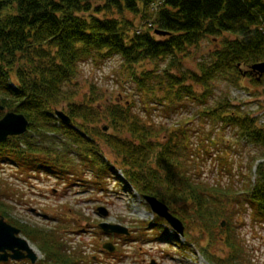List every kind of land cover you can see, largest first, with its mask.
<instances>
[{"label": "trees", "instance_id": "obj_1", "mask_svg": "<svg viewBox=\"0 0 264 264\" xmlns=\"http://www.w3.org/2000/svg\"><path fill=\"white\" fill-rule=\"evenodd\" d=\"M128 12L145 27L137 28ZM214 36L219 39L208 59L199 61L196 71L183 68L181 59ZM114 57L121 59L127 79L142 93L144 110H134L136 102L123 101V94L109 102L106 91H98L95 84L83 90L82 64ZM259 63H264V0H0V105L30 122L29 133L0 143V170L11 167L24 176L82 181L83 174L66 167L61 157L69 148L94 176H111L118 165L127 187L142 197L158 198L175 215L181 216L172 206L181 204L180 211H191L197 223L217 220L232 212L228 207L238 194L253 217L264 222L263 162L244 194L217 183L207 189L194 169L200 157L189 130L181 123L174 128L156 123L149 114L153 101H164L166 108L173 105L168 112H177L179 102L192 101L216 131H229L236 138L226 143L227 150L241 144L264 155L261 113L248 112V103L235 104L229 91L241 88L247 77L264 83V76L251 74ZM219 83L227 91H219ZM59 107L72 125L55 117ZM98 113L118 134L91 137ZM103 147L112 150L113 159ZM43 245L48 261L68 264L67 258L57 256L55 245L46 240Z\"/></svg>", "mask_w": 264, "mask_h": 264}, {"label": "rangeland", "instance_id": "obj_2", "mask_svg": "<svg viewBox=\"0 0 264 264\" xmlns=\"http://www.w3.org/2000/svg\"><path fill=\"white\" fill-rule=\"evenodd\" d=\"M127 14L137 28L145 27V22L136 20L132 13ZM218 39L217 36L207 38L199 50L192 49V56L181 59L183 68L196 71L197 63L208 59ZM172 71L177 72L178 69L173 68ZM125 73L121 59L114 57L103 63L82 64L80 81L86 92L90 84H95L98 91H106L105 99L109 102H115L123 94V101L136 102L134 110L142 111L144 97ZM218 86L219 91H227L225 83ZM229 91L235 104L248 103V112L255 116L261 113L260 123L264 124L263 82L255 84L247 77L242 80L241 88L231 87ZM161 96L158 93V97ZM171 107L166 108L164 101H153L149 107L152 111L148 113L156 123L170 128L181 123L189 130L194 151L200 157L197 160L199 166L194 169L201 173L197 178L204 181L207 189L217 183L242 193L257 180L259 165L264 163L260 150L239 143L234 150H227L226 145L234 143L236 138L229 131H216L215 124L207 117H201L203 109L192 101L177 103V112H168ZM57 109L64 110L61 107ZM7 112L12 111L0 112V119ZM148 113L144 114L147 116ZM96 115L93 118L91 114V137L99 134L103 139L105 133L118 134L109 128L110 122L104 115ZM106 127L108 130L104 131ZM103 151L113 159L109 147H103ZM61 157L66 159V167L73 166L77 175L83 174L82 181L65 184L53 175L24 176L11 167L0 170V214L5 221L23 231L21 237L39 256V264H62L55 259L48 261L46 253H49L43 245L45 240L52 248L55 245L59 250L57 256L67 258L68 264H264V222L253 217L245 197L235 194L232 198L235 202L228 207L232 212L217 220H207L205 225L195 222L191 211H180L183 208L181 204L173 205L172 209L178 210L181 216L173 214L184 224L185 234L179 239L165 221L157 219L142 196L126 186L125 176L118 165L111 176L107 173L94 176L92 168L83 166L75 151L68 148ZM83 163L88 166V162ZM100 209L107 213L106 218L102 217ZM227 221L229 223L223 227L222 223ZM103 223L126 228L129 235L105 233L100 228ZM227 240H231L234 249H230ZM108 242L114 244V252L104 249L103 245Z\"/></svg>", "mask_w": 264, "mask_h": 264}, {"label": "water", "instance_id": "obj_3", "mask_svg": "<svg viewBox=\"0 0 264 264\" xmlns=\"http://www.w3.org/2000/svg\"><path fill=\"white\" fill-rule=\"evenodd\" d=\"M158 34L166 35V32H158ZM251 74H255L259 79L264 76V63H259L251 67ZM4 107L0 105V111H3ZM56 115L62 122L66 124H72V120L62 111H56ZM29 128V121L25 115L9 112L2 119H0V142L7 140L11 136H20L27 132ZM108 128H104L107 131ZM146 202L151 207L152 211L159 217L164 218L174 230L181 235L184 234V224L180 219L174 216L169 207L154 196H145ZM102 217L106 218L107 213L103 210H99ZM226 222L222 223L225 227ZM101 228L106 233L129 235L126 228L119 225H110L103 223ZM104 249L109 252H114L115 247L112 243H106ZM31 259L33 263L37 260V254L32 249L25 238L20 236V230L9 223H7L4 217L0 214V262H6L9 259L16 261L22 259Z\"/></svg>", "mask_w": 264, "mask_h": 264}, {"label": "flooded vegetation", "instance_id": "obj_4", "mask_svg": "<svg viewBox=\"0 0 264 264\" xmlns=\"http://www.w3.org/2000/svg\"><path fill=\"white\" fill-rule=\"evenodd\" d=\"M24 261H27V262H30L29 260H24ZM10 262H13V261H10ZM17 263V262H16ZM37 264V263H36Z\"/></svg>", "mask_w": 264, "mask_h": 264}]
</instances>
